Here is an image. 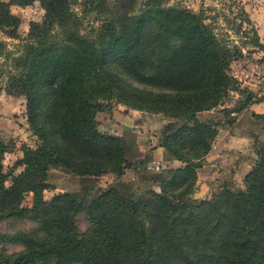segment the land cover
I'll return each instance as SVG.
<instances>
[{"label": "trees", "instance_id": "trees-1", "mask_svg": "<svg viewBox=\"0 0 264 264\" xmlns=\"http://www.w3.org/2000/svg\"><path fill=\"white\" fill-rule=\"evenodd\" d=\"M34 1L44 8V19L20 38L19 19L9 6ZM87 2L102 19L81 33L71 0H0V32L20 39L22 48L10 68L0 60V80L7 92L25 97L28 123L40 140L24 148L17 174L3 173L0 158V219L31 213L44 233L8 239L0 234V242L27 244L0 256V264H264V143L244 188L211 199L192 197L196 170L218 129L256 101L247 92L231 109L204 120L196 116L222 105L228 91L237 89L229 68L240 47L218 36L201 13L162 0H145L137 12L118 14L107 10L106 0ZM251 41L264 48L256 32ZM5 49L0 40V58H8ZM112 98L172 118L160 146L183 165L152 176L159 192L135 196L117 181L106 190L83 186L43 200V191L54 188L48 182L52 168L95 178L132 165L123 135L96 128L101 101ZM5 150L0 142V157ZM27 192L33 195L29 209L19 203ZM78 211L88 215L86 233L76 231Z\"/></svg>", "mask_w": 264, "mask_h": 264}, {"label": "rangeland", "instance_id": "rangeland-1", "mask_svg": "<svg viewBox=\"0 0 264 264\" xmlns=\"http://www.w3.org/2000/svg\"><path fill=\"white\" fill-rule=\"evenodd\" d=\"M1 1L9 2L10 0ZM143 1L145 0H106V8L107 10L113 9L114 14L129 13L131 10L137 12L140 7H138L139 3ZM71 2V9L81 18L79 25L81 33L90 31L92 24L94 26L100 24L102 17L96 13L97 9L94 4H89L87 0H71ZM162 3L165 6L187 8L192 12L201 13L218 36L229 38L241 49V56L231 61L229 68V74L237 82V89L228 91L222 105L198 112L196 116L200 120L209 118L223 107L231 109L237 106L247 92L256 99L254 102L264 103V48L253 46L251 43L255 32L258 34L260 42L264 43V0H162ZM9 10L19 19L17 33L20 38L26 37L31 23H39L45 16V10L38 1L26 6L11 4ZM0 40L5 42V50L9 55L8 58L1 57L0 60L5 69L10 68L12 58L21 52L20 39L9 38L0 32ZM128 82L144 87L132 80H128ZM3 84L4 79L0 80V142L6 146V150L0 157L1 165L3 173L17 174L23 169V166L18 165L17 162L22 158L24 148H34L40 144V140L28 123L25 97L7 92ZM101 102L103 109L96 113V128L102 133L123 135L126 146L129 148L128 158L132 165L125 168L121 174L107 171L95 178H81L59 168H52L48 182L54 188L43 191V200L49 201L58 193L77 192L83 186H94V188L106 190L117 181L129 185L135 196L143 194L146 190L159 192V182L153 180L152 176L167 168H178L183 165L180 161L172 159L169 153L165 155L160 146V134L168 122L172 121V118L163 111L134 108L116 98ZM249 105L245 108L246 110L232 113L235 121L230 125L221 126L218 132L221 130L222 133L224 132L223 134L226 132L245 135L248 143H244L243 146H247V151L253 155V159H250L251 164L244 172L237 173L236 163L241 158L238 156L235 165L229 167L228 175L225 176L222 171H219L220 175L216 173L209 180L206 179L208 177L205 175V171L201 170L207 168L206 155L201 167L196 170L197 180L192 192L194 199H211L222 190L234 192L244 188L245 176L255 164L258 158L257 150L264 143V113L256 114L248 109ZM216 137L217 135L212 141L211 148ZM205 183L206 189L203 193H199V189ZM9 184L10 178L7 177L5 185ZM19 203L29 209L33 204L32 193L23 194ZM74 220L76 231L86 233L90 227L88 215L83 211L75 212ZM20 233H27L38 238L43 237L44 234L39 221L31 213L0 219V234L2 236L8 239L18 236ZM7 239L0 242L1 257L11 256L27 248L24 241Z\"/></svg>", "mask_w": 264, "mask_h": 264}, {"label": "crops", "instance_id": "crops-1", "mask_svg": "<svg viewBox=\"0 0 264 264\" xmlns=\"http://www.w3.org/2000/svg\"><path fill=\"white\" fill-rule=\"evenodd\" d=\"M248 109L254 111L256 114L264 113V103L259 101L253 102L249 105ZM223 133L221 130L217 133L216 140L206 156L207 168L201 169L205 171V175L208 177L206 179H212L216 173L220 175L219 171H222L225 176L228 175L229 167H233L236 158L239 157L241 158L236 163L238 168L237 173H242L249 167L253 159V155L247 151V146H243L244 143H248V139L244 137L245 135ZM206 187L207 185L205 183L199 189V193H203Z\"/></svg>", "mask_w": 264, "mask_h": 264}]
</instances>
